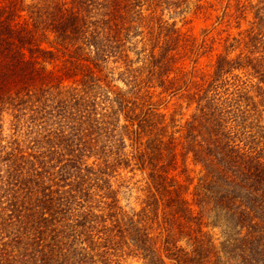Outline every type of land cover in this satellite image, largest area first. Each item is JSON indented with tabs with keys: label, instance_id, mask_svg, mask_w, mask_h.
<instances>
[{
	"label": "trees",
	"instance_id": "1",
	"mask_svg": "<svg viewBox=\"0 0 264 264\" xmlns=\"http://www.w3.org/2000/svg\"><path fill=\"white\" fill-rule=\"evenodd\" d=\"M186 1L0 2V264H264V0L228 3L251 27L207 70V42L144 25Z\"/></svg>",
	"mask_w": 264,
	"mask_h": 264
},
{
	"label": "rangeland",
	"instance_id": "2",
	"mask_svg": "<svg viewBox=\"0 0 264 264\" xmlns=\"http://www.w3.org/2000/svg\"><path fill=\"white\" fill-rule=\"evenodd\" d=\"M9 0H0V2ZM26 2H32L34 0H25ZM228 3L235 4L233 0H208L203 3V7H198L196 0H188L180 4L179 7L171 6L166 9L158 8L154 17L149 16L145 22L154 26V37L158 36L160 29L158 28V19L163 17L170 24L169 27L177 28L185 36L195 38L198 44L207 42V48L202 49V57L200 59V66L204 69H211V64L217 59L218 54H229L231 57H236L242 50L243 45H240L239 39L246 35V31L251 27L253 15L251 13L240 15L238 12L233 14L226 13V6ZM147 4L144 8H147ZM234 9V6L233 8ZM235 11V10H232ZM150 11H146L148 14ZM174 24V25H173ZM241 26V27H240ZM145 33L148 31V27L145 26ZM165 31V30H164ZM163 38V34H162ZM141 39V36L138 37ZM149 41V40H148ZM147 41V45L151 43ZM45 45H49L45 43ZM142 43H139V49L142 47ZM246 52V50H245ZM132 57L136 58L137 55L132 53ZM195 58V56H193ZM188 68L191 67L192 62L187 59ZM243 76V80L247 77L243 72L238 71ZM255 82V80H252ZM251 82L248 81V83ZM252 83V82H251ZM161 102L162 111L167 114L168 119L172 115L176 118H182L183 121L189 119L195 112V105L189 106L187 102L179 97L166 96L162 98ZM178 172L182 170L181 162L179 164ZM198 169V168H197ZM193 175H197L195 172ZM140 172L133 176L132 173H126L125 176L116 180V187L120 190L121 202L129 207H136L140 209L143 206L147 191L143 190L145 182L139 181L142 179ZM182 177L184 175L182 174ZM216 233L218 230L215 231ZM216 238L221 239L222 235H215ZM124 264H143L141 259L127 258L122 262Z\"/></svg>",
	"mask_w": 264,
	"mask_h": 264
}]
</instances>
